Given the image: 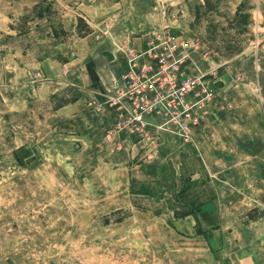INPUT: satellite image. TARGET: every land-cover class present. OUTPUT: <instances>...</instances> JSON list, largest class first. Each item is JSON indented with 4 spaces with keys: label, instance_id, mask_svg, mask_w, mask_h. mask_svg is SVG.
Listing matches in <instances>:
<instances>
[{
    "label": "rangeland",
    "instance_id": "obj_1",
    "mask_svg": "<svg viewBox=\"0 0 264 264\" xmlns=\"http://www.w3.org/2000/svg\"><path fill=\"white\" fill-rule=\"evenodd\" d=\"M241 3L251 16L243 34L228 21ZM63 21H77L76 29L67 31ZM156 46L213 87L199 125L212 111L226 117L238 85L237 99L255 100L264 117V0H0V264H264V201L236 208L230 220L246 231V249L224 240L223 224L205 230L198 220L192 234H181L180 216L203 206L179 199L192 171L202 169L196 154L182 166L179 187V167L167 157L179 145H164L158 183H131L129 191L95 183L93 131L60 123V109L79 95L62 82L66 70L86 61L91 69L108 49L133 52L138 69L156 68L154 52H146ZM231 46L243 52L231 54ZM194 128L184 149L194 145ZM142 136L144 149L163 145ZM103 145L117 147L110 139ZM253 146L264 179V140Z\"/></svg>",
    "mask_w": 264,
    "mask_h": 264
},
{
    "label": "crops",
    "instance_id": "obj_2",
    "mask_svg": "<svg viewBox=\"0 0 264 264\" xmlns=\"http://www.w3.org/2000/svg\"><path fill=\"white\" fill-rule=\"evenodd\" d=\"M63 23L67 31H74L77 27V21ZM142 40L144 39L137 43L140 46L137 50L140 52L144 49L141 46ZM130 58V53L124 49L121 52L104 50L99 61L91 62V69L90 62L86 61L76 69L66 70L67 81L58 80L74 87L79 93L72 103L60 109V123L85 124L88 131H93L89 140L93 141L94 147L90 150L95 156L94 163L99 167L91 174V178L95 183H122V187L129 191L131 183L155 185L160 176L158 158L163 146L179 145L167 155L174 167H179V187L183 183L185 172L182 166L194 154L202 161V169L195 168L190 174V187L180 195V202L184 206H203L196 213L179 219L176 230L184 235L192 234L198 220L205 230L216 224H223L220 234L224 240L246 249L249 241L246 231L237 228L238 225L234 221L232 224L230 220L235 218L236 208L254 207L264 201V179L258 174L260 166L257 165L253 146L254 140H264L262 105L251 99H237L241 93L236 89L239 85L234 86L228 94L232 102L229 113L218 119L212 111L201 125L194 128L198 133L193 139V146L184 149L181 141L185 138L175 134H162L155 136L163 144L159 149H154L152 143L144 149L141 145L143 140L128 134L125 129L115 128L118 117L114 111L107 107L100 112L96 109V105L104 102V93L110 94L116 86H121L122 76L132 68ZM79 61L80 58H76L74 65L79 64ZM212 106L213 110L216 109L217 102L214 101ZM147 122L152 128L158 124V120L154 118H148ZM106 139L115 141L117 147L109 150L107 145H103ZM224 204L226 208H223ZM224 219H229V222L224 224ZM236 233L239 236L232 237Z\"/></svg>",
    "mask_w": 264,
    "mask_h": 264
},
{
    "label": "built area",
    "instance_id": "obj_3",
    "mask_svg": "<svg viewBox=\"0 0 264 264\" xmlns=\"http://www.w3.org/2000/svg\"><path fill=\"white\" fill-rule=\"evenodd\" d=\"M146 52H154L157 67L136 68L138 56L130 53L131 70L122 76L121 86L103 94L104 102L96 109L113 110L119 129L128 128L133 135L141 133L144 140L152 141L162 134L188 139L208 113L215 91L199 76L182 70L177 55L168 49L156 46ZM148 118L158 120V124L152 128Z\"/></svg>",
    "mask_w": 264,
    "mask_h": 264
},
{
    "label": "trees",
    "instance_id": "obj_4",
    "mask_svg": "<svg viewBox=\"0 0 264 264\" xmlns=\"http://www.w3.org/2000/svg\"><path fill=\"white\" fill-rule=\"evenodd\" d=\"M206 1H208V0H206ZM244 7H245V3H241L239 5L234 17L231 19H228L230 26H232V28H234V29L236 28L238 30L239 34H243V33L247 32L249 25H250L251 16L248 13L244 12ZM39 16L40 17L43 16L42 12H41V15H39ZM195 16H196V18H200V11H198V13H196ZM78 21H79V24H78V27H79L80 23H81V21H83V19L79 18ZM61 32H62V34L63 33L66 34V32L64 30H61ZM54 36H55V38H58L59 34L57 33V31H54ZM230 52H231V54H234V53L241 54L243 52V50L240 49L239 47L234 48L231 46ZM188 189H189V187H183L180 193H184ZM192 214H194V212L187 211L183 214V216H180V217H184V216H188V215H192ZM171 224L172 223H170V225Z\"/></svg>",
    "mask_w": 264,
    "mask_h": 264
}]
</instances>
